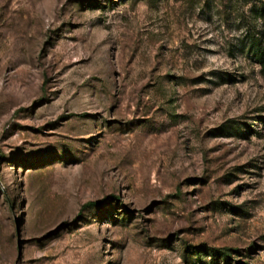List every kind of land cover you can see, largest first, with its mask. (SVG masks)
Listing matches in <instances>:
<instances>
[{"label":"rangeland","instance_id":"obj_1","mask_svg":"<svg viewBox=\"0 0 264 264\" xmlns=\"http://www.w3.org/2000/svg\"><path fill=\"white\" fill-rule=\"evenodd\" d=\"M264 0H0V264H264Z\"/></svg>","mask_w":264,"mask_h":264},{"label":"trees","instance_id":"obj_2","mask_svg":"<svg viewBox=\"0 0 264 264\" xmlns=\"http://www.w3.org/2000/svg\"><path fill=\"white\" fill-rule=\"evenodd\" d=\"M260 13L261 14L264 13V7H261ZM252 44L254 47L255 54L258 56V58L262 59L263 54H264V50H262L260 47V41L254 37L252 40Z\"/></svg>","mask_w":264,"mask_h":264}]
</instances>
